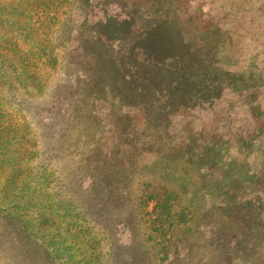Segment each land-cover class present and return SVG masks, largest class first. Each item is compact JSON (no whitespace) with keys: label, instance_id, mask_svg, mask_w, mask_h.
I'll use <instances>...</instances> for the list:
<instances>
[{"label":"rangeland","instance_id":"1","mask_svg":"<svg viewBox=\"0 0 264 264\" xmlns=\"http://www.w3.org/2000/svg\"><path fill=\"white\" fill-rule=\"evenodd\" d=\"M150 47L217 73L218 100L144 105ZM165 178L264 228V0H0V264H162L138 189Z\"/></svg>","mask_w":264,"mask_h":264},{"label":"trees","instance_id":"2","mask_svg":"<svg viewBox=\"0 0 264 264\" xmlns=\"http://www.w3.org/2000/svg\"><path fill=\"white\" fill-rule=\"evenodd\" d=\"M209 66L202 67L207 69ZM193 68L183 55H160L150 47L144 60L135 66L140 74L134 78H139L141 83L137 88L129 85L127 90L138 91L137 99L149 100L143 102L144 105L154 104L158 113L170 118L181 111L202 110L208 107L205 105L218 100L223 79L215 72ZM178 166H181L183 177L197 179L190 164L181 162ZM152 182H143L138 193L143 212L152 205V211L146 213L154 217L148 238L154 237V248L161 256L162 264L174 261L264 264V228L258 227L260 209L255 213L249 202L252 199L244 204H233L234 201L223 205L210 203L202 215L197 216L196 205L186 200L181 184H172L166 178L162 182ZM236 192L233 196H241Z\"/></svg>","mask_w":264,"mask_h":264}]
</instances>
